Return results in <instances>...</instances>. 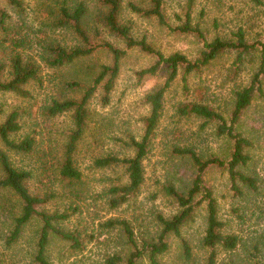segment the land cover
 <instances>
[{"label": "rangeland", "instance_id": "rangeland-1", "mask_svg": "<svg viewBox=\"0 0 264 264\" xmlns=\"http://www.w3.org/2000/svg\"><path fill=\"white\" fill-rule=\"evenodd\" d=\"M55 0H20L18 8L8 0H0V7L8 13L6 25L11 28L9 34L15 37L25 36L33 48H37L36 39L56 40L72 45L77 38L69 29L54 25V18L59 13ZM81 1V0H76ZM87 6L84 25L90 35L95 28L99 33L95 42L108 40L118 47L123 44L109 35L100 26L97 18L101 10V0H82ZM128 2L145 5L148 0H122V17L130 19L132 34L139 39L142 36L165 55L173 52L185 54L193 59L202 47L200 37L192 33H180L172 27L184 19L186 0H165V14L169 26L160 25L155 18H144L131 12ZM192 24H198L207 40L215 36L231 37L238 27L246 30L250 42H264V17L261 8L246 0H193L191 10ZM4 34L0 29V40ZM8 43V42H7ZM7 45V44H6ZM260 47V46H259ZM0 46V59L3 57ZM260 51L247 56L242 64L243 69H233V53H224L211 61L199 73H191L186 83L178 74L167 87L163 99V107L150 142L149 151L144 160V182L136 198L118 209L108 210L101 200H94L93 195L103 187L118 181L124 173L121 167L96 168L93 164L95 156L108 153L131 155L132 150L126 148L122 141L129 137L139 139L144 131V117L148 115L149 104L144 96L160 88L169 75L165 65H161L153 75L146 74L138 79L136 72L148 67L153 56L138 49H131L121 60V67L111 92L110 102L101 107L98 94L92 99L91 108L95 112L90 130L78 147L77 167L81 170L83 182L80 186L82 200L72 198L69 188L58 178V157L65 135L72 128L70 113H62L55 117H47L43 113L42 104L51 96L78 97L80 90L72 91L64 81L71 77L73 71L87 68V65L109 63L111 57L105 51H95L90 57L69 65L43 70L45 87L42 89L29 87L30 97L21 99L12 93L0 92V103L7 109L22 107L21 134L31 133L36 137L38 147L30 154L9 153L11 160L18 166L31 170L28 185L31 190L60 193L55 199L56 206L62 209L70 203L80 204L81 212L72 215L63 224L67 228H78L84 236L81 250H70L64 242L52 239L48 245V257L53 264H98L105 255L114 251L126 252L123 239L117 230L100 228L99 222L108 217L126 218L130 221L136 234L150 231L156 227V215L174 214L177 208L164 193L166 185L185 192L196 175V167L192 160L173 151L174 148H191L201 159L211 156L224 158L229 149L226 138L216 134V125L210 122L203 126V120L195 115L183 116L177 111L182 102L198 101L207 103L228 117L234 91L248 83L250 76L259 61ZM48 76H47V75ZM77 77L88 81V74L79 72ZM237 130L251 139L253 145L249 149V163L241 167L246 174L256 177L257 190L245 189L243 197H234L229 189L226 174L219 168L211 167L204 173V180L213 189L220 218L226 222V230L241 237L237 248L233 251L216 249L215 264H253L255 260L264 262V110L263 101L255 98L245 110L236 125ZM10 193L0 189V259L3 264H32V254L38 224L33 221L25 226L22 235L10 248H6L3 235L9 222L8 206ZM235 209V210H234ZM241 217H240V216ZM206 226L205 207L196 210L193 220L184 226L182 234L188 241L191 257H184L181 244L174 237L169 238L170 248L161 260L166 264H203L209 249L203 247L202 237ZM91 237H85V235ZM255 244L258 248H255ZM139 264H148L141 260Z\"/></svg>", "mask_w": 264, "mask_h": 264}, {"label": "trees", "instance_id": "trees-1", "mask_svg": "<svg viewBox=\"0 0 264 264\" xmlns=\"http://www.w3.org/2000/svg\"><path fill=\"white\" fill-rule=\"evenodd\" d=\"M8 1L18 8L21 7L20 0ZM164 1L148 0L145 5L128 2V7L131 12L140 17L155 18L160 25L169 26ZM246 1L261 8L264 17V0ZM121 3L122 0H101V10L98 11L97 18L100 26L109 35L119 40L123 47H118L108 40L94 41L99 29L95 28L94 35H90L85 27L87 6L82 0L53 2L59 9V13L54 18V25L71 30L77 38L76 43L67 45L56 40L36 39L37 48H33L29 44L31 41H28L25 36L15 37L9 34L11 28L5 23L8 13L0 7V29L4 34L0 40V46L3 49V57L0 59V92L12 93L21 99L30 97L29 87L39 89L45 87L46 78L45 74L43 75L45 68L57 69L82 61L95 51L109 53L111 57L109 63H96L87 65L86 69L79 68V72L88 74L87 82L76 76L78 71H73L71 77L64 81L68 89L80 90L78 97L51 96L48 102L42 104L43 113L49 118L66 112L70 113L72 128L65 135L56 168L59 180L65 182L64 186L69 188L70 196L82 200L80 186L83 179L81 170L77 167L76 154L80 143L95 121V112L91 108L93 97L98 94V103L101 107L109 104L111 92L120 71L121 60L131 49H138L153 56V61L148 67L136 72L138 79L146 74H155L161 65L168 68L169 75L164 84L157 90L147 92L144 96L145 102L149 104V112L144 117L143 134L139 139L129 137L122 141L126 148L132 150V154L118 155L112 152L93 158L96 168L121 167L123 169L124 181L121 177L93 195L94 200H101L108 210H115L130 203L139 194L144 182V160L162 111L165 91L178 74H181L182 80L186 83L188 75L199 73L211 61L224 53L234 54L233 69L238 72L243 69L242 64L247 56L260 51L258 64L248 83L234 91L228 117L207 103L189 101L178 105L177 111L180 115H195L203 120V126L210 122L215 123L216 134L228 140L229 149L224 158L211 156L206 159H201L191 148L173 149L175 153L189 157L197 171L191 186L185 192H180L169 184L163 188L165 195L177 208L176 212L168 217L161 213L157 214L156 227L139 234L135 233L130 221L126 218L108 217L99 222L100 228H106L107 231L117 230L120 233L126 252L122 254L121 251H114L105 255L103 261L98 264H139L141 260H146L148 264H166L161 257L170 248V237L179 240L184 257L188 259L191 257V249L182 230L193 220L196 210L204 206L206 226L201 243L203 247L209 249V253L203 264H215L216 249L233 251L239 245L241 237L226 230V222L219 216L213 189L205 183L203 176L211 167L221 169L227 176L229 189L234 197H243L245 189L251 192L257 190L256 177L241 170V167L246 166L251 159L248 151L253 143L237 130L236 125L255 98L263 101L264 110V42L261 43L258 40L250 42L243 27H238L229 38L215 36L207 40L199 25L191 22L193 0H186L184 19L172 27V30L192 33L200 37L202 47L193 59L178 51L165 55L161 50L154 48L145 36L139 39L133 36V24L130 19L122 17ZM23 110L18 105L7 110L0 103V189L10 193V204L7 210L9 222L2 239L6 248H10L22 235L25 226L36 221L38 227L31 263L53 264L47 254L48 245L52 239L64 242L73 251L83 248L82 231L75 227L72 229L63 226L72 215L81 212V209L78 203H70L59 209L55 199L60 198V193L54 190L41 192L31 190L28 185L31 170L20 167L11 160L9 154L11 152L26 155L38 151L36 137L31 133L21 134L20 119ZM84 235L91 238L93 236V234L92 236ZM254 247L258 248L256 244ZM0 264H3L2 259ZM253 264H264V262L259 263L255 260Z\"/></svg>", "mask_w": 264, "mask_h": 264}]
</instances>
